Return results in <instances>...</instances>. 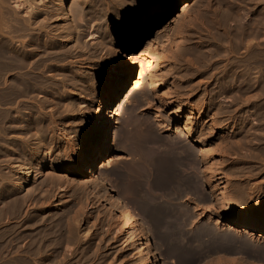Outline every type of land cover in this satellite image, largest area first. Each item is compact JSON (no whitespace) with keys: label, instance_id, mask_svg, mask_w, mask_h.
<instances>
[{"label":"bare ground","instance_id":"6f19581e","mask_svg":"<svg viewBox=\"0 0 264 264\" xmlns=\"http://www.w3.org/2000/svg\"><path fill=\"white\" fill-rule=\"evenodd\" d=\"M66 1L68 2L70 0H0V225H2V228L0 230V256L1 255L4 256L5 254L7 255V253H11V254L13 253L12 255L15 256L14 254L26 252L29 256V257L27 256L29 258V261L25 262L24 260L25 262L24 264H50L49 260L51 258L49 259V256L51 255L53 256L55 253H57L60 247L62 248L61 250L63 252V260L62 262H60L61 264H76L75 262H78L77 264L80 263L81 260L79 258L81 256L76 258L78 261L71 260L69 262V258L74 256L75 253L73 251L76 247L77 249L78 248L80 249L82 241L85 242L87 240L89 241L90 239L89 236L91 235V229L90 227L89 229L84 227L86 230H83V228L79 227L80 224L78 222L79 218L76 217L77 212L76 213L74 212L75 214L73 213L72 215L67 217V219L64 220V218H66V216L68 215L67 214L68 211L70 212L71 210L70 208L72 207L68 204H64V202L60 200H59L60 202L56 201V199L54 200V198H52V196H54V194L52 195V193L54 192L52 191L55 188V191L59 190V192H61L65 189V187L68 188V185H71L74 182V181L72 182V180L71 181L69 180L68 177L69 173H75L76 170H81L82 168H84L86 171H89L90 173H92L95 170L96 163L99 161L101 155L106 150V147H108V145L110 146L112 137L113 139L118 138L117 134H114L112 136L110 133L111 130H109L108 128L109 125L108 118L110 119V117L116 113V110L114 109L113 111L112 107L110 108V106L107 105L108 111L106 113L103 111L101 117L99 116L100 120L97 123V125L94 127L93 133L87 139L85 144L77 151H75L73 154H71L67 160L63 161L65 165L61 167H62V171H64V174L55 176L51 171V169L54 168L55 162H57V160L56 158L53 157L54 159H52L49 162L51 155L49 151L45 149L46 143L48 141L42 138L40 134H37L35 129L32 128L33 123L31 122V119L25 122V125L23 126L25 136L24 135L22 136L20 133L18 134L15 133V131L17 130L16 118L14 117L15 114L12 113L13 111L12 112L10 111L13 110V108L11 109L12 106L10 107V104H13V102H15L16 104L17 101H19L16 100L19 99V97L17 96L22 95L21 97H23L25 93H28L33 89V79H34L33 73L35 72L34 69L42 66V63H44L45 61L44 54L38 55L37 52H41V49H44V46H48V45L53 46V44L56 43L55 40L59 38L64 39L65 41H67V43L70 40L74 41V37H76L75 33H77L76 18L78 16L80 18L81 15L86 12L87 13L89 12V15L92 13V16H94L95 14L98 13L97 10L100 11V13L103 12L105 8L101 7L100 9L98 8V6L104 2H106V7L108 6L110 8L109 12L113 11L114 7L120 6L126 9V11L130 13V15L135 14L139 5H141V0H71L70 6L68 7L69 9L68 8L66 9V7L64 9L63 5ZM177 1L178 0H163L161 4H155L154 8L152 9V12L147 15V18L145 17L146 20L143 21V23L139 24L134 30L130 31L129 34H127L126 38L122 42V47L123 49L128 50V52H126L127 54H123L125 52H121L122 55H119V59L115 62L116 67L113 68V70L111 71L110 80L104 89L106 102L112 103L116 99V97L120 94V92L127 83V79L130 74V68L128 69L127 62L125 63V61H122V59L124 57L125 58L131 57L129 55L130 51L145 36L149 35L152 29L157 28V26L160 25V23H162L165 19H168ZM206 7H205V13H207ZM228 15L226 14V16ZM226 16H224V18H221L222 19L221 21H217L216 19V18L219 19L220 17H216L215 18L216 20L210 19L211 17H208L207 20L210 19L209 24L211 25L210 26L211 30L213 29V33H211V35L214 34L212 38L216 42H218L217 44L219 43H220L219 45H224L225 43L228 44H226V47L225 45L224 47H221V50L219 52H213L214 56H216L215 59L211 60L210 58L212 56L209 55L210 57L208 58L205 57L206 55L205 54L202 55V57H199V61L206 64V66H208V68L210 69H217L220 68L221 66L224 67L223 68L224 71L221 69L224 72L223 77L221 76L222 79L220 80V83L216 85L218 89L223 88L224 86H229L230 83L232 85V83L236 81L238 82L240 81L239 87L231 86L228 89V92L231 97V102L232 104H234V102H236L237 97L241 96V94L248 93L247 94L248 97L247 96L246 97L250 99L253 96L249 97V93L252 92L255 89V87L258 86L259 88L261 87V89L262 87L264 88V15L262 19H259L256 22L252 21V19L250 20L252 21V23L250 22L245 23L243 21L244 24L240 23L241 25L239 27L237 26L238 29L236 30L233 29L235 33H232V31L230 30L228 31V29H222L221 26L222 25L225 26V24H227L228 19L231 18V17L227 18ZM92 18H96V17L94 16ZM92 18H90V20ZM234 18H238V14ZM191 20L193 22V19ZM186 21L189 22L190 20L188 19ZM186 21L184 20V23ZM189 24H191V21L188 23V25ZM235 24L237 25V23ZM208 35L211 37L210 33ZM256 38L258 39L257 41L255 40ZM204 39L205 38H203V40ZM213 39L212 41H214ZM254 40L256 42H253ZM191 43L193 44V42ZM75 44L73 45V47L77 48L78 47L77 41ZM205 46L206 45H204L203 47ZM53 47L56 46L54 45ZM189 47L190 46L188 45V48ZM241 47L244 49V50L242 49V51L245 55L244 56L242 55V57H236L235 55L239 53V49ZM183 48L185 49V47ZM188 48L186 47V49ZM194 48L196 47L194 46ZM198 48L200 49V45ZM196 50L194 52H196ZM204 50H205L204 48L197 50V53L200 54L201 52L204 53ZM210 50L213 51L212 49ZM230 54L231 56H229ZM45 58L47 57L45 56ZM223 58H225L226 61L227 59H229L225 65L221 63L224 60ZM190 67L191 66L189 65V68ZM200 70H202V68H200ZM191 73L193 74L194 72ZM44 80L47 81V79ZM197 81L200 80L198 79ZM200 82H202V79ZM194 84L197 85L198 82L197 84L196 83ZM144 87L145 86L143 85L139 92L133 94L134 95L133 97H137L145 94ZM192 87L193 86H191V89ZM218 89L212 88L211 96L215 98L219 92ZM254 92L255 91H253V93ZM225 94H227V92ZM135 100L137 101V98H135ZM245 101H249V100L246 99ZM4 104L10 108L8 109L6 106L4 107L3 106ZM240 105H242V103ZM31 106L33 107L34 105ZM197 106H190L191 110L186 113L187 117L186 120L184 121L183 126L177 124L180 123L181 114L175 113L176 115L169 116L170 121L173 123V125L171 126L172 130L171 132H169V134H166L162 137H160L159 135L157 136L155 134L156 132H154L153 130L154 125L152 126L151 120L149 121L146 119L143 122L139 121V123L136 122V124L131 126L130 130L127 132L128 134L126 135L129 142L128 148L133 156L132 159L129 162H127L126 167H124L125 169L124 175L126 176V179L128 181V185H126L127 189L130 190L129 192L131 191L135 192L139 196L142 202L141 203L142 209L140 211L143 210L144 214L146 212L152 217L153 220H151V218L150 220L155 223L153 225H156L157 230L159 231V233L158 232L156 233L161 234L163 239L166 241L165 244L171 246V248L173 249V250L171 249L172 253H174V255L172 254L171 256L177 257L180 260V264H242V263L264 264L253 261L255 260V258L253 260L249 259L250 257H247V255L245 262H243L244 261L243 260L242 263H240L238 261L240 255L237 256V254L236 255L233 254L234 249L236 251V248L239 244L240 246L242 244L247 250L249 251L251 250V252H253L252 248L254 245H252L251 240L250 243L246 239L243 238H241L242 240L238 239L235 232L238 231L241 225H247L250 228H253L255 230L257 229L260 233H264V211L257 206H248L243 209H239L236 208V206H232V204L229 201L228 194L225 190H222L221 198H216L212 190H209V193L202 191L203 188L205 189L206 186H209V182L211 180L210 177L207 176V173L211 170V169L209 170V167L207 166L208 157L209 155H211L208 153L210 147L206 148V141L209 140L211 137L209 138L210 135L209 136L204 135L205 129L207 127L206 124L208 123L207 122L208 116L205 111L202 110L201 112L200 111L201 109L199 110L200 112H196L198 111L196 110ZM238 106H236V108ZM27 107L28 106H26V109ZM30 109L27 111L28 113L30 112ZM210 109H215L213 114L214 115L216 114L217 117V113L221 110V105L218 102L214 103L211 105ZM18 113L19 112H17V114ZM30 115L31 114L29 113V116ZM216 117L215 118L211 117L212 119H210L211 121L208 124L212 129L211 131L213 132L215 130H218L220 127V126L218 127L219 123ZM43 121H45V119ZM23 123L24 122H22V125ZM18 125L21 124L18 123ZM135 125H137V127ZM44 140L47 142L45 143ZM55 141L57 142V140ZM43 155L46 158V160L42 158ZM44 162H49L48 165L51 171L49 172L50 174L49 176H44L46 172L44 171L45 172L44 174L42 172V169L45 167ZM122 176L123 175H121V177ZM107 178L108 176L106 177V175L102 173L94 178L95 181L91 180L94 181L93 185L91 184L92 182L90 181L91 182L90 184L92 186L88 185V183H86L87 184L86 185L85 182L84 183L81 182L80 184L74 183L73 185L79 187L80 190L79 194L80 193L87 194L89 192V194L90 193L93 194L97 200H102L107 192L109 193L110 190L115 191L114 187H112V185L109 182V178L108 179ZM216 178H220V177L216 175ZM85 180L88 181L90 180V178L88 180L85 178ZM63 184H66L67 186L64 187ZM106 184H110V188L108 186H107L108 188H106ZM70 187L71 186H69L68 189H70ZM193 191L194 194L196 193V191H199L200 193L199 199L201 198V200L202 197L205 198L214 197L216 199L228 201L227 202L228 204H226L225 206L223 205L222 202H220L221 201L220 200L215 210V212L218 210L220 215L213 216L211 217V219H207L205 217L206 218V220L204 219L205 222L201 224L200 223L196 224L199 221L195 220L196 221L195 223L192 218L198 213V211L196 212L195 206L191 207L186 203L188 196H190L189 194L191 192L193 193ZM59 192H55V193L57 194ZM206 194H209V196ZM51 203H53L52 207L54 209L56 208V210L54 212H45L47 210L46 209L47 206H49ZM79 203L80 202L78 198V205ZM109 203H110L109 205L110 211H112V213L113 212L117 213L116 222H118L119 226L117 227L115 226V228H113V232H115V235L116 234L119 235L121 231H123L122 233L124 237L125 235L124 230H127V232L128 230H131L135 233L134 235H136L137 238L139 239H141V237L144 236L146 238L145 239L146 243L145 242L144 243L148 244L146 232L139 224H138L139 226H137L135 223L136 212L125 205L126 203H124L123 197L119 193H117V195L113 196L112 200H110ZM197 205L199 204L197 203ZM81 208L84 209L85 206ZM206 209L209 210L208 208ZM58 210L61 211L57 212ZM257 217L259 218L257 219ZM64 223L66 225H64ZM109 229L112 230L111 227ZM94 236L96 237V234ZM20 239H25L26 242L28 243L27 246L14 247L13 244L17 242V240L20 241ZM154 240H155L154 242L155 249L156 251L160 252L161 251L160 245L157 243L156 239ZM91 248L93 249V247H90V249ZM145 248L147 247L145 246ZM148 248L149 249L146 253L150 254L154 258L153 260L155 264H158L156 259L157 256L154 254L156 251L153 252L152 248L150 249L149 246ZM241 249L242 248H240V251L246 254L245 251ZM258 249L261 253L264 254V243ZM80 252L82 253V251ZM212 254L213 257L215 258L210 259L209 256ZM75 255L77 256V254ZM251 256H253V254ZM15 257L17 258V256ZM14 259L11 260L13 261ZM18 260L20 261L21 259ZM16 262L17 261H15L14 263ZM81 264L83 263L81 262Z\"/></svg>","mask_w":264,"mask_h":264},{"label":"rangeland","instance_id":"374dc122","mask_svg":"<svg viewBox=\"0 0 264 264\" xmlns=\"http://www.w3.org/2000/svg\"><path fill=\"white\" fill-rule=\"evenodd\" d=\"M162 2L163 0H141V5H139L136 13L131 15L126 11V9L120 6L114 8L112 7L113 11L109 12L110 8L108 6L106 7V2H104L102 3L103 5L100 4L98 6V8L100 9L101 7L105 8L101 13L97 10L100 16L97 13L95 15L93 14L96 18H92L94 16H92V13L89 15V12L83 13L80 17L81 19L78 16L76 18L77 33H75L76 37H74V41L70 40L67 43V41H65L64 39L59 38L56 39V43L53 44V46L55 45L56 47H53L52 45H48L49 47L44 46V49H41V52H37L38 55L44 54V60L46 62L44 61L45 64L42 63V66L34 69L35 72L33 73V89L30 92L25 93V97L24 95L23 97H21L22 95L17 96L19 97V99L16 100L19 101H17L16 104L15 102H13V104H10V107L12 106L11 109L13 108V110L10 111H13L12 113L15 114L14 117L16 118V129L18 131L16 130L15 133H20L22 136H25L23 126L25 125V122L31 119V122L33 123L32 128L35 129L37 134H40L42 138L48 141L47 142L44 140L45 143L47 142L45 149L48 150L51 155L49 162L54 158H56L57 160V162H55L54 168L51 169L55 176L64 174V171H62V167L65 165V163H63V161L67 160L71 154H73L85 144L87 139L93 133L94 127L99 122L102 112L104 111L106 113L108 111V106H110V108L112 107L113 111L114 109L116 110V113L113 114L114 116L112 115L110 119L108 118V128L109 130H111V135L113 136L114 134H117L118 138L113 139L112 137L110 146L108 145V147H106V150L101 155L99 161L96 163L95 170L90 173L89 171H86L84 168H82L81 170H76L75 173H69V180H72V182L74 181L71 185H68V188L69 186H71L70 189L65 187L67 186L66 184H63V186L67 190L64 189L65 191L63 190L59 192V190L55 191L54 188V190L52 191L54 192L52 193V195L54 194L55 196H52L54 200L56 199V201L58 202L62 201L64 202V204H68L72 207L70 208V212L68 211V215H65L66 218H64V220L74 212H77L76 217L79 218V227L83 228V230H86L85 228L89 229V227L91 229L89 241H82L80 249H77V247L74 249L73 252L77 254V256L73 253L75 257L73 256L69 258V262L71 260H77V257L83 256L82 258H79L81 260L79 264H81V262L83 264H155L153 260L154 258L146 252L149 249L148 246L150 247V249L152 248L153 252L156 251L154 246V239H156L161 249V254L158 251L154 253L157 256L156 259L158 264H180V260L177 257L171 256L172 254L174 255V253H172L173 249L168 244H165L166 241L163 239L162 235L158 234L159 231L157 230L156 225H153L155 223L151 221L153 220L152 217L146 212L144 214L143 210V212L140 211L142 209V202L139 196L135 192H129L130 190L127 189L126 185H128V181L126 179V176L124 175V167H126L127 162H129L133 156L128 148L129 142L126 135L128 134L127 132L130 130L131 126L136 124V122H143L146 119L149 121L151 120L152 126L154 125L153 130L154 132H156L155 134L157 136L159 135L160 137H162L166 134H169V132H171L172 130L171 126L173 125V123L170 121L169 116L181 114L180 123L177 124L183 126L184 121L187 117L186 113L191 110L190 106L198 105L199 107L197 106L196 109L198 111L196 112H202V110L206 112L208 116V120H206L208 123L206 124L207 127L205 129L204 135H210L209 138L211 137L206 141V148L210 147L208 153L211 154L209 155L207 160V166L209 167V170L211 169L207 173V176H209L211 180L209 182V186H206L205 189L203 188L202 191L209 193V190H212L216 198H221V192L222 190H225L228 194V198L232 206H236V208L239 209H243L248 206H257L264 211V88L262 87L261 89V87L259 88L257 86L258 88L255 87V89L253 90L255 91L254 93L253 91L249 93V97L253 96L252 98H247L248 93L241 94V96L237 97L236 102L232 104L228 89L231 86L239 87L240 81H236L232 83V85L230 83L229 86H224L223 88L218 89L216 85L220 83V80L223 77L224 67L221 66L217 69H210L208 68V66H206V64L199 61V57H202V55L205 54V57L209 58L210 56H212L210 59H215L216 56H214L213 52H219L221 50V47H224V45L226 47V44H228L225 43L224 45H219L220 43L217 44L218 42H216L212 38L214 34L211 35V33H213V29L211 30V25L209 24L210 19L220 17L219 19H216L217 21H221V18H224L226 14H230L231 16H226L227 18L231 17L230 19H228L227 24H225V26L222 25L221 27L222 29H228V31L230 30L232 31V33H235L234 30L238 29L237 26L239 27L241 24H244L243 21L245 23H252V21L256 22L259 19H262L264 15V11H262L264 10V0H178L168 19H165L162 23H160L157 28L152 29L150 34L145 36L130 51V54L128 53L132 58H125L123 55L124 58L122 59V61H125V63L127 62L128 69L130 68V74L127 79V83L112 103L106 102L104 89L110 80L111 71L116 67L115 62L119 59V55H122L121 52H125L123 54H127L126 52H128V50H125L122 47L123 40L126 38L127 34H129L130 31L134 30L139 24L143 23V21L146 20L147 15L152 12L155 4H161ZM70 3L71 0L68 2L66 1L63 5V8L65 9L66 7L67 9L70 6ZM205 7L207 13H205ZM234 14H238V18H240H234L236 17V15ZM208 17L211 18L207 20ZM90 18L92 19L90 20ZM188 19L191 21V24L193 22L195 23H193L192 25H188V23L190 22L186 21ZM191 19H193V22ZM244 19L248 21H245ZM251 19L252 21H250ZM184 20L186 21L185 23ZM235 23H237V25ZM180 25L183 29L180 27ZM209 33L211 37L208 35ZM202 37L205 39L203 40ZM210 38H212L214 41H212V39ZM196 39L198 42L196 41ZM255 40L257 41L258 39L256 38ZM255 40L253 42H256ZM76 41L78 47L74 48L73 45L76 43ZM191 42H193V44ZM197 44L200 45V49H205L204 53H197V50H200L198 48L199 45ZM188 45L191 48H188ZM204 45L206 46L203 47ZM194 46L196 48H194ZM183 47H185V49ZM186 47L188 49H186ZM210 49H212L213 51H211ZM242 49V47L239 49V53L237 54L238 56L235 55L236 57H242V55H245ZM195 50L196 52H194ZM45 56L47 58H45ZM191 56H196L195 58L197 59ZM229 56H231V54ZM223 59L224 60L221 63L225 65L229 59H227V61L225 60V58ZM190 62L194 64H191ZM189 65L191 66L190 68ZM200 68H202L203 71L200 70ZM191 72L194 73L192 74ZM189 73L192 75H190ZM35 75H37L38 77ZM44 79H47L48 82ZM198 79L200 81L202 79V82L197 81ZM197 82L199 85L197 84ZM56 83L58 84V86ZM194 83H196L197 85H195ZM143 85L145 86V94L133 97V94L139 92ZM191 86H193L192 89ZM212 88L219 90L215 98L211 96ZM226 92L227 94H225ZM135 98H137V101L135 100ZM33 99L34 102L36 100L35 103L33 102ZM246 99L249 101H245ZM238 101L239 103L241 102L242 105H240L241 103L239 104ZM217 102L221 105V110L217 113L216 117V114H213L215 109L210 108L212 104ZM185 103L188 104L186 105ZM31 105L34 106L32 107ZM3 106L7 107V105L5 104ZM26 106H28L27 109ZM236 106L238 107L236 108ZM10 107L7 108L9 109ZM16 108L18 111L16 110ZM37 108L38 110L41 108L39 110L40 112L37 110ZM29 109V113L31 114L30 116L27 112ZM17 112H19L18 114L20 116L17 114ZM209 116H211L212 118L216 117L218 123L220 124H218V127L220 126L219 129L215 130L216 132L211 131L212 129L208 125L211 121L210 119H212ZM44 119L45 121H43ZM22 122H24L23 125ZM18 123L21 125H18ZM39 124L42 126H40ZM135 126L137 127V125ZM55 140H57V142ZM42 158L46 160L44 155ZM49 162H44L45 167L42 169L43 174L46 172L44 176L50 175L49 172L51 171L48 165ZM102 173H104L106 177L108 176L110 184L115 189V191L110 190L109 193L107 192L108 194L106 193L105 197L102 200H97L93 194H89V192L87 193V190V194H79V187L73 185L74 183L80 184L81 182H85V184L88 183V185H93L95 181L94 178ZM121 175L123 176L121 177ZM216 175H218L220 178H216ZM85 178L87 180L90 178V180H88L89 182L86 181ZM110 184H106V188H110ZM55 192L59 193L56 194ZM117 193H119L123 197L124 203H126L125 205L136 212L135 223L137 226L140 225L146 232L148 244H145L146 238L143 235V237L139 239L131 230H128V232L127 230H124V237L122 233L123 231H121L119 235L116 234V237L115 232H113V228H115V226H119L118 222H116L117 213H112V211H110L109 202L110 200H112L113 196L117 195ZM191 193L189 194L190 196H188V201L186 200V203L191 207L195 206L196 212L198 211V213L194 216L195 218H192L195 223V220L199 221L196 224L205 222L206 218L211 219V217L213 216L220 215L219 211L217 210L215 212V210L216 206H218V202L221 199H216L214 197H202L201 200V198L199 199L201 190L200 193L199 191H196L195 194L194 191L192 194ZM206 195L209 196V194ZM78 198L80 202L79 205ZM206 199L208 202L206 201ZM196 202L199 205H197ZM220 202H222L225 206L226 204H228V201L221 200ZM52 204L53 203L47 206V210L45 212H54L56 210V208L54 209L52 207ZM83 206H85L84 209L81 208ZM205 207L209 210H207ZM61 210H58L57 212H60ZM204 212L207 216L204 214ZM258 218L259 217H257V219ZM64 225L66 224L64 223ZM110 227L112 228V230L109 229ZM1 228L2 225H0V230ZM95 234L96 237L94 236ZM235 234L238 239L243 238L248 240L249 242L251 240L252 245H254L252 251L256 253L254 254L253 252H251V250H247L242 244L241 247L238 243V246L240 247L237 246L236 251L234 249L233 253L234 255L237 254V256L240 255L238 261L242 263L243 260V262H245L246 258L250 257L249 259L251 260L255 258V260H253L255 262L264 263V254L261 253L258 249L264 243V233H260L257 229L255 230L247 225H241L238 231L235 232ZM17 242H15L16 244H13L14 247H25L28 244L25 239H20V241L17 240ZM145 246L147 248H145ZM90 247H93L94 252L92 248L90 249ZM240 248H242L243 250L245 248L244 251L246 254L242 253L240 251ZM61 249V247L58 249V252L53 255L54 257L52 255V257L49 256V259L51 258L49 260L50 264H61L60 262H62L63 260V252ZM83 249L85 250V252ZM79 250L82 251V253ZM12 254L7 253V255H1L0 264H11L12 262V264H24L25 262L29 261V256L26 252H21L19 253L20 255L14 254L15 256H17V258ZM250 254H253L254 257ZM209 257L210 259L215 258L213 257V254ZM11 259L14 260L12 261ZM18 259H21L22 261H19ZM58 259H60L61 261ZM99 259L101 260V262ZM15 261L17 262L14 263ZM75 263L77 264L78 262Z\"/></svg>","mask_w":264,"mask_h":264}]
</instances>
